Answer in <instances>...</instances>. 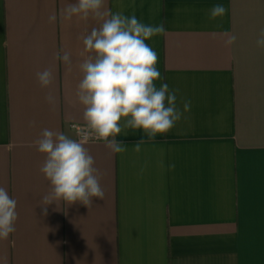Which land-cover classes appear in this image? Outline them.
<instances>
[{
    "label": "crops",
    "instance_id": "1",
    "mask_svg": "<svg viewBox=\"0 0 264 264\" xmlns=\"http://www.w3.org/2000/svg\"><path fill=\"white\" fill-rule=\"evenodd\" d=\"M75 2L0 0V186L18 213L16 231L0 240V264H264V49L256 46L264 0H106L112 12L163 27L147 43L163 82L179 90L178 107L189 100L190 111L154 141L126 129L116 137L122 154L88 144L104 200L53 203L45 216L49 182L34 141L44 129L77 138L81 36L99 26L62 21ZM217 4L226 14L211 19ZM225 32L237 37L230 47ZM61 49L71 71L54 59ZM47 68L54 81L42 89L36 73Z\"/></svg>",
    "mask_w": 264,
    "mask_h": 264
},
{
    "label": "clouds",
    "instance_id": "2",
    "mask_svg": "<svg viewBox=\"0 0 264 264\" xmlns=\"http://www.w3.org/2000/svg\"><path fill=\"white\" fill-rule=\"evenodd\" d=\"M105 5L106 0H76L60 11L62 21L75 17L86 22L91 18L99 26L81 36L84 59L79 63L82 78L77 85L76 98L83 107V127L78 137L44 129L34 141L37 150L45 156L40 172L49 182V191L41 202L45 216L47 206L53 203L57 206L60 202L80 203L90 208L93 198L104 200L102 174L87 147L90 142L102 141L112 153L122 154L127 148L116 137L126 134V129L142 130L148 141H154L157 135L172 130L190 111L189 100L181 101L182 110L178 107L179 90H170L163 82L157 67L158 54L147 43L162 34L163 27L145 24L134 14L112 12ZM226 11L223 5H214L210 18L223 17ZM56 19L55 12L48 18L49 23ZM224 35L227 37L225 46L235 44V35L228 32ZM256 46L264 49V28L258 32ZM54 59L63 61L67 71L72 70L67 51H57ZM36 78L42 89H49L54 81L53 69L37 72ZM46 100L55 104L52 92H48ZM145 143L144 139L137 141L134 151L139 153ZM170 167L174 169L175 165ZM17 220V201L0 186V240H8L16 231Z\"/></svg>",
    "mask_w": 264,
    "mask_h": 264
},
{
    "label": "built area",
    "instance_id": "3",
    "mask_svg": "<svg viewBox=\"0 0 264 264\" xmlns=\"http://www.w3.org/2000/svg\"><path fill=\"white\" fill-rule=\"evenodd\" d=\"M82 127L83 126H79V125H74L73 126V129H74L77 137H78V134H79V132H80ZM97 143H102V141L90 142L89 144H97Z\"/></svg>",
    "mask_w": 264,
    "mask_h": 264
}]
</instances>
